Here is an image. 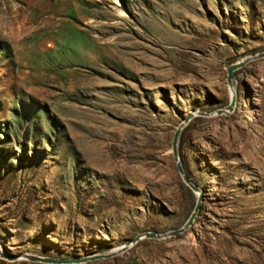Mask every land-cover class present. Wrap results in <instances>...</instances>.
I'll return each mask as SVG.
<instances>
[{"label":"rangeland","instance_id":"1","mask_svg":"<svg viewBox=\"0 0 264 264\" xmlns=\"http://www.w3.org/2000/svg\"><path fill=\"white\" fill-rule=\"evenodd\" d=\"M264 0H0V264H264Z\"/></svg>","mask_w":264,"mask_h":264},{"label":"water","instance_id":"2","mask_svg":"<svg viewBox=\"0 0 264 264\" xmlns=\"http://www.w3.org/2000/svg\"><path fill=\"white\" fill-rule=\"evenodd\" d=\"M262 58H264V53L258 54L256 56L251 57V58H246L243 61L239 62L238 64H234V65L230 66L229 68H227V71H226L227 79H226V81H227L228 86L233 88L234 93L230 97L229 105L225 109L219 110L215 113H199V112L192 113L181 123V125L177 129L175 136H174V141H173V150H172L173 156H174V159L176 162V167H177L178 173L181 175L184 183L193 192H197V189L194 186H192L189 183V181L185 178L184 173H183L181 166L179 164V160H178V142H179V138H180L182 130L196 117L210 118V117L215 116V115L221 116V115L230 114L233 111V108H234L235 102H236V95H235L236 86H235V81H234V76H233L234 72L243 68L245 65L249 64L250 62L256 61V60H259ZM202 201H203V198L201 196H199L190 218L187 220V222L184 224V226L181 227L180 229L173 231V232H169V233L164 234V235H156L153 233H146L143 235H139V236L135 237L134 239L130 240L129 242H127V244H125L123 247H121V248L117 249L116 251H114L110 254H107V255L93 256V257L83 258V259H67V260H53V259L30 256V255H23L22 257H9V258H5V259H7L8 261H15V260L21 258L24 260H28L30 262L40 263V264H84V263L92 262V261L110 259V258H113V257L119 255V254L124 253L132 245L136 244L137 242H139L140 240H142L144 238L153 239V240H163V239L176 237L180 234H183L195 222V219H196L197 214L200 210V206H201ZM0 257L4 258L3 256H0Z\"/></svg>","mask_w":264,"mask_h":264},{"label":"bare ground","instance_id":"3","mask_svg":"<svg viewBox=\"0 0 264 264\" xmlns=\"http://www.w3.org/2000/svg\"><path fill=\"white\" fill-rule=\"evenodd\" d=\"M233 93H234V91H233V88H232V87H230V95L232 96V95H233Z\"/></svg>","mask_w":264,"mask_h":264}]
</instances>
